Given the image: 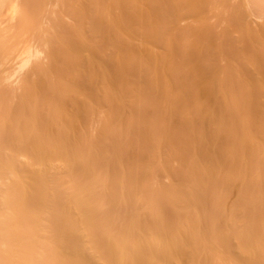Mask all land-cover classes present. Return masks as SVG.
Segmentation results:
<instances>
[{
	"label": "bare ground",
	"instance_id": "1",
	"mask_svg": "<svg viewBox=\"0 0 264 264\" xmlns=\"http://www.w3.org/2000/svg\"><path fill=\"white\" fill-rule=\"evenodd\" d=\"M0 264H264V0H0Z\"/></svg>",
	"mask_w": 264,
	"mask_h": 264
}]
</instances>
